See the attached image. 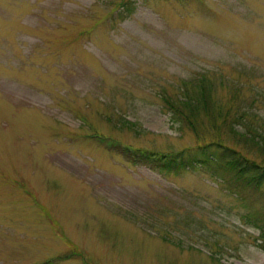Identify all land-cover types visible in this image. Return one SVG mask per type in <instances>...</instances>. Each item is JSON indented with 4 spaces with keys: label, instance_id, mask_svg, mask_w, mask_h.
Instances as JSON below:
<instances>
[{
    "label": "rangeland",
    "instance_id": "rangeland-1",
    "mask_svg": "<svg viewBox=\"0 0 264 264\" xmlns=\"http://www.w3.org/2000/svg\"><path fill=\"white\" fill-rule=\"evenodd\" d=\"M122 1L0 0V264H264V186L123 150L193 146L203 73L264 118V0Z\"/></svg>",
    "mask_w": 264,
    "mask_h": 264
},
{
    "label": "trees",
    "instance_id": "trees-1",
    "mask_svg": "<svg viewBox=\"0 0 264 264\" xmlns=\"http://www.w3.org/2000/svg\"><path fill=\"white\" fill-rule=\"evenodd\" d=\"M122 3L120 16L131 7L127 5L130 0ZM213 82L203 73L182 81L174 95L158 92L172 118L193 130L197 140L193 146L156 152L125 145L123 150H129L126 157L163 172L198 166L219 175L230 174L252 189L260 188L264 186V118L238 102L237 91L228 83L222 86L228 94L225 100L213 99Z\"/></svg>",
    "mask_w": 264,
    "mask_h": 264
}]
</instances>
